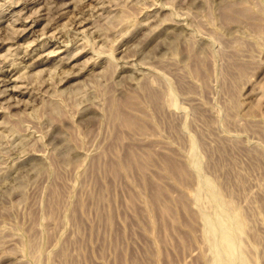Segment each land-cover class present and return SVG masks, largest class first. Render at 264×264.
<instances>
[{"label": "rangeland", "instance_id": "obj_1", "mask_svg": "<svg viewBox=\"0 0 264 264\" xmlns=\"http://www.w3.org/2000/svg\"><path fill=\"white\" fill-rule=\"evenodd\" d=\"M0 264H264V0H0Z\"/></svg>", "mask_w": 264, "mask_h": 264}, {"label": "bare ground", "instance_id": "obj_2", "mask_svg": "<svg viewBox=\"0 0 264 264\" xmlns=\"http://www.w3.org/2000/svg\"><path fill=\"white\" fill-rule=\"evenodd\" d=\"M12 90H13V88H12ZM12 90H11V91H12Z\"/></svg>", "mask_w": 264, "mask_h": 264}]
</instances>
